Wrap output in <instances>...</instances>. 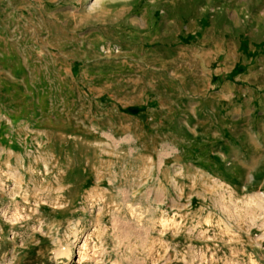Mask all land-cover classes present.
Wrapping results in <instances>:
<instances>
[{"label": "rangeland", "instance_id": "374dc122", "mask_svg": "<svg viewBox=\"0 0 264 264\" xmlns=\"http://www.w3.org/2000/svg\"><path fill=\"white\" fill-rule=\"evenodd\" d=\"M94 2L0 0V264H264V0Z\"/></svg>", "mask_w": 264, "mask_h": 264}, {"label": "crops", "instance_id": "0c3cea01", "mask_svg": "<svg viewBox=\"0 0 264 264\" xmlns=\"http://www.w3.org/2000/svg\"><path fill=\"white\" fill-rule=\"evenodd\" d=\"M236 67H237V64L233 67L232 72H233L234 69H236ZM252 67L248 66L244 71L238 72L234 76V78H236L238 80V79H243L244 77H247V78H250L251 80H253V77L255 75V69H254L255 65H253ZM237 90H239V89H237Z\"/></svg>", "mask_w": 264, "mask_h": 264}, {"label": "trees", "instance_id": "16d2710c", "mask_svg": "<svg viewBox=\"0 0 264 264\" xmlns=\"http://www.w3.org/2000/svg\"><path fill=\"white\" fill-rule=\"evenodd\" d=\"M128 111L131 112V113H137V112H139V109L135 108V107H131V108L128 109Z\"/></svg>", "mask_w": 264, "mask_h": 264}, {"label": "bare ground", "instance_id": "6f19581e", "mask_svg": "<svg viewBox=\"0 0 264 264\" xmlns=\"http://www.w3.org/2000/svg\"><path fill=\"white\" fill-rule=\"evenodd\" d=\"M100 1H101V0H95V2H94V3L98 4Z\"/></svg>", "mask_w": 264, "mask_h": 264}]
</instances>
